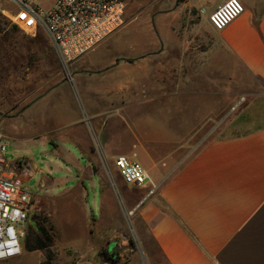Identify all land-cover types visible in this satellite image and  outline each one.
Returning <instances> with one entry per match:
<instances>
[{"label":"crops","instance_id":"obj_1","mask_svg":"<svg viewBox=\"0 0 264 264\" xmlns=\"http://www.w3.org/2000/svg\"><path fill=\"white\" fill-rule=\"evenodd\" d=\"M239 1L244 12L221 31L211 27L208 15L224 0H171L136 16L127 4L117 31L146 15L148 32L140 24L134 47L115 51L99 66L105 83L86 86L84 120L73 108L68 135L60 134L63 126L54 131L58 156L74 167L70 179L87 207L88 232H96L106 210L113 177L108 163L126 156L148 176L142 187L118 180L130 190L128 210L165 264H264V123L233 135L203 134L227 105L220 100L259 101L264 118V0ZM112 35L76 62L94 65L93 53ZM66 136L78 157L60 145ZM49 179L54 202L66 187L53 188L68 179ZM86 184L105 199L99 219L87 204ZM36 216L30 212L28 222Z\"/></svg>","mask_w":264,"mask_h":264},{"label":"rangeland","instance_id":"obj_2","mask_svg":"<svg viewBox=\"0 0 264 264\" xmlns=\"http://www.w3.org/2000/svg\"><path fill=\"white\" fill-rule=\"evenodd\" d=\"M170 2L130 0L128 4L136 16L147 12L154 4L158 9ZM1 5L0 9L6 4L2 2ZM201 16L204 18L205 13ZM142 23L147 31V18L142 15L139 20L128 23L114 33L93 53L95 64L92 65L83 60L65 63L45 31L38 32L35 37L30 36L0 14V132L8 142L5 156L12 163L24 161L30 165V172L19 174L24 188L33 195L31 212L48 220V227H51L49 234L53 236L49 251L29 252L23 247L20 256L0 264H43L48 261V254L52 255L49 264H109L106 253L110 244H114L110 253L119 258L120 264H165L136 213L128 210L133 199L129 196L130 190L123 189L118 182L125 185L114 162L108 163L113 177L110 184L107 183L105 213L97 223L96 232H88L85 219L87 207L77 199V193L72 188L74 181L70 179L74 175V167L68 165L65 157L58 156L53 143L56 138L54 131L58 127L63 126L61 135H68L66 126L70 123L68 119L74 117L73 108L81 113L84 120L89 113L85 106L88 104V97H84L86 86L93 88L105 83L99 66L113 57L115 51L121 52L122 48L130 51ZM241 100V103L236 100L230 105V102L220 100V105L227 103L228 106L220 108L218 118L204 126L203 134L209 133L210 139L262 125L264 118L260 115L259 101L250 102L249 98ZM32 113H37V117L34 118V115L31 118ZM109 124L110 128L114 127L113 121ZM60 145L78 157L69 136ZM84 165V161L80 160V166ZM50 176L68 179L64 187L53 188L59 192L66 187V192L54 202L49 199L47 191L51 185ZM104 176L109 182V171ZM86 187L87 204L99 219V214L105 209V199L102 195L104 202L101 200L98 187H90L89 184ZM29 225L34 228V223L27 222L26 236L30 233L27 232Z\"/></svg>","mask_w":264,"mask_h":264},{"label":"built area","instance_id":"obj_3","mask_svg":"<svg viewBox=\"0 0 264 264\" xmlns=\"http://www.w3.org/2000/svg\"><path fill=\"white\" fill-rule=\"evenodd\" d=\"M41 1L0 0V6L2 2L6 4L0 14L30 36L45 31L63 61L74 63L120 28L130 0H53L48 8ZM243 12L239 0H224L209 13L208 22L214 30L221 31ZM7 146L0 132V262L21 255L33 198L14 168L18 161L12 163L6 158ZM114 165L129 186L142 187L148 180L143 167L126 156L115 158ZM154 191L155 187L150 194Z\"/></svg>","mask_w":264,"mask_h":264},{"label":"trees","instance_id":"obj_4","mask_svg":"<svg viewBox=\"0 0 264 264\" xmlns=\"http://www.w3.org/2000/svg\"><path fill=\"white\" fill-rule=\"evenodd\" d=\"M33 223L34 230L32 229L25 237L24 250L29 252L36 250L49 251L53 243V236L49 234L51 227H48V220L39 215L33 219ZM106 254H108L107 261L109 264H120V260L115 254L109 251ZM47 259L48 261L43 264H49V261L52 260V255L48 254Z\"/></svg>","mask_w":264,"mask_h":264},{"label":"flooded vegetation","instance_id":"obj_5","mask_svg":"<svg viewBox=\"0 0 264 264\" xmlns=\"http://www.w3.org/2000/svg\"><path fill=\"white\" fill-rule=\"evenodd\" d=\"M30 167L26 162H18L16 165V172L19 174H23L24 172H30Z\"/></svg>","mask_w":264,"mask_h":264},{"label":"water","instance_id":"obj_6","mask_svg":"<svg viewBox=\"0 0 264 264\" xmlns=\"http://www.w3.org/2000/svg\"><path fill=\"white\" fill-rule=\"evenodd\" d=\"M113 247H114V244H110L109 247H108V251L110 252Z\"/></svg>","mask_w":264,"mask_h":264}]
</instances>
